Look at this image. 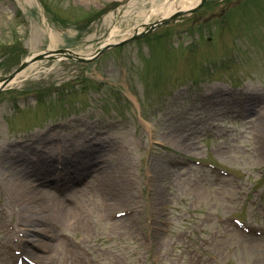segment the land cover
<instances>
[{"label":"rangeland","instance_id":"rangeland-1","mask_svg":"<svg viewBox=\"0 0 264 264\" xmlns=\"http://www.w3.org/2000/svg\"><path fill=\"white\" fill-rule=\"evenodd\" d=\"M152 5L0 0V56L18 53L0 64V80L18 58L51 46L49 26L56 47L91 56L159 18L144 15ZM113 11L120 13L106 19ZM150 29L91 61L41 60L0 90V155L47 131L48 152L104 143L97 168L66 189L84 221L42 236L36 251L27 236L26 247L39 264H264V0H206ZM59 180L53 175L39 188L55 194ZM4 185L0 264L12 234L6 229L22 215ZM84 188L87 197L77 198L73 191ZM101 196L110 211L138 210L110 220Z\"/></svg>","mask_w":264,"mask_h":264},{"label":"bare ground","instance_id":"bare-ground-1","mask_svg":"<svg viewBox=\"0 0 264 264\" xmlns=\"http://www.w3.org/2000/svg\"><path fill=\"white\" fill-rule=\"evenodd\" d=\"M151 1L153 5L148 10H145V12L143 11V13L146 15L147 19L149 16L160 14V17L156 19L158 20L176 11L188 9L196 5L200 0H163L158 4H155V0ZM118 13H120V11H113L108 14L106 19H111L117 16ZM147 21L143 25H138L135 31L139 32L143 27H147L154 23H147ZM47 30H49L52 44L48 48L46 55H50L53 49L56 48L60 51V48L56 47L57 33L54 32L51 27H48ZM112 32H115V28ZM110 42L112 41L108 40L104 45ZM69 52H71L70 49ZM77 54H79L81 58H92L90 55L83 57L80 53ZM36 57L38 56L33 54L32 58L29 59V62L32 61L31 64L28 63L30 64L28 66L29 69L39 62L36 60L39 58ZM26 71L27 69L17 74L11 83L13 84L18 81L19 77L25 74ZM48 132L49 131L45 132L46 134H44V136H35L13 147L9 145L10 147L8 150H5L6 152L0 155V158H2L5 163L9 164V166H6L4 163L2 165L0 164V182L5 184L4 186L8 190H11L15 197L17 206H19V210L22 214L20 217L21 220L19 219L21 223L20 230L24 233L25 237L32 236V238H34L35 241H33V246L37 249L42 247L45 243V241L41 240L42 236H52L51 232L55 231V229H76L78 228V223L84 221L85 216L84 213L82 214V212L73 206L75 205V201L69 195L65 194L64 191L60 195L50 194L39 188V185H43L45 182L48 183L53 175L61 176V180L58 182L63 181L62 185L64 188L69 185V182H73L70 185L79 184V181H81L84 176L86 177L87 174L95 169L97 159L100 157L101 148L104 145V143L99 144L88 140V142L85 143L86 147L82 150L81 148H75L69 145L66 146L64 152L62 151V155L58 151L48 152L49 150L45 146L48 144H46L44 140L47 138ZM3 168L6 170L4 174ZM71 173L76 175H70ZM57 187L61 190V185L58 184ZM107 188L109 189V187ZM89 189L91 192L93 191L91 187ZM73 193L76 194L77 198H83L87 197L88 192L86 188H84L82 192L78 189L73 191ZM101 197H99L101 212L105 214L108 219H111L113 210H109L110 205L107 207L104 203L105 199ZM24 198H26V200H24ZM119 221L123 220L119 219ZM56 240H58V238ZM29 252L28 254H30ZM30 255L32 256V254Z\"/></svg>","mask_w":264,"mask_h":264},{"label":"water","instance_id":"water-1","mask_svg":"<svg viewBox=\"0 0 264 264\" xmlns=\"http://www.w3.org/2000/svg\"><path fill=\"white\" fill-rule=\"evenodd\" d=\"M137 37V36H136ZM69 50L68 49H60L59 52H62L63 54L67 55L68 57L70 58H76V59H79V60H86L85 58H81V57H78V56H73L72 54H70L68 52ZM102 51V50H101ZM45 55H38V57L36 58H41V57H44ZM34 58V59H36ZM29 63V61H24L13 73H11L10 75H8L7 77L3 78V86L5 84H7L20 70H22L24 67H26V65Z\"/></svg>","mask_w":264,"mask_h":264}]
</instances>
